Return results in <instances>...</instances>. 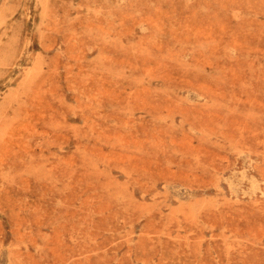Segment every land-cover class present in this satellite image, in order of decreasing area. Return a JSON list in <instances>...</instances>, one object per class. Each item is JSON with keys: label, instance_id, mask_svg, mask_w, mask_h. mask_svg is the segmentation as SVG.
I'll use <instances>...</instances> for the list:
<instances>
[{"label": "rangeland", "instance_id": "obj_1", "mask_svg": "<svg viewBox=\"0 0 264 264\" xmlns=\"http://www.w3.org/2000/svg\"><path fill=\"white\" fill-rule=\"evenodd\" d=\"M0 264H264V0H0Z\"/></svg>", "mask_w": 264, "mask_h": 264}]
</instances>
